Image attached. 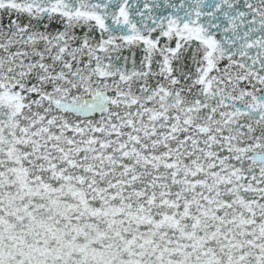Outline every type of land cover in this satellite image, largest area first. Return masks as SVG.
<instances>
[{"label": "snow or ice", "instance_id": "obj_1", "mask_svg": "<svg viewBox=\"0 0 264 264\" xmlns=\"http://www.w3.org/2000/svg\"><path fill=\"white\" fill-rule=\"evenodd\" d=\"M0 264H264V0H0Z\"/></svg>", "mask_w": 264, "mask_h": 264}]
</instances>
